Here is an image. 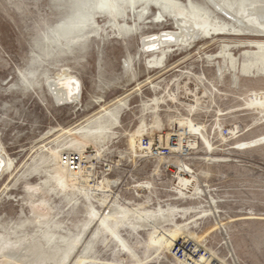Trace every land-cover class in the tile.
<instances>
[{
    "label": "rangeland",
    "instance_id": "1",
    "mask_svg": "<svg viewBox=\"0 0 264 264\" xmlns=\"http://www.w3.org/2000/svg\"><path fill=\"white\" fill-rule=\"evenodd\" d=\"M62 1L67 0H0V151L4 152L2 160L11 157L13 162L11 169L0 172V232L3 226H14L33 216L31 188L37 185L49 191L55 211L61 212L72 228L68 231H79L72 226L76 221L83 228L89 219L86 201L80 196V202L74 205L73 200H68L72 194L68 196L60 190L53 174L51 150L75 137L68 130L99 116L103 112L101 105H105L113 111L92 123V128L98 122L106 123L109 132L99 146L88 144L84 151L95 159L99 176L93 173V180L108 177L115 181L112 195L120 204L147 212L160 206L176 209L174 220L188 222L189 231L200 236L191 239L207 249L210 258L218 254L227 264H264V143L243 150L232 147L264 134V122L258 123L264 120V113L252 107L264 92V75L241 72L235 84L231 74L220 78L217 66L224 63L220 55L224 43L231 45L227 52L243 61L247 58L244 50L256 48L241 44L262 41L264 37L228 35L200 41L193 48L183 45L168 54L167 67L155 69L138 58L140 35L117 28L103 12L98 13L92 28L85 29L77 44H59L45 38L39 46L38 30L44 33L48 29L50 36L51 29L45 23L57 24ZM181 1L189 8L191 1L204 4V0ZM130 15L125 20L120 18L121 25L135 23L133 13ZM136 18L144 33L176 29L170 16L154 4L145 17ZM211 54L215 60L208 58ZM65 68L82 80L81 101L58 103L48 89L46 77ZM134 73H138L136 78ZM149 75L151 82L145 81ZM138 81L142 89H137ZM155 96L161 98L159 108L151 101ZM120 98L126 102L116 107ZM146 103H150L148 108ZM188 118L202 125L211 146L201 139L200 131L179 126ZM234 125L239 128L224 139L220 130ZM247 126L253 128L244 132ZM138 132L155 144L160 136L165 144L167 136L178 134V147L189 148L190 155L174 157L176 167L171 170L165 168V161L160 163L149 153L141 157L139 149L134 156L131 142ZM195 142L196 146L191 145ZM97 147L101 154H97ZM182 164L195 171L196 177L191 171L182 172ZM157 166L160 170L156 173ZM183 176L193 179V185L184 189L185 194L177 185ZM96 204L102 211L105 209L100 201ZM137 219L141 225L135 229L119 225L126 246L107 231L97 238L92 236L100 228V222L94 221L97 225L86 230L78 249L64 264H74L93 237V250L88 255L102 261L84 264H141L131 251L143 258L144 264H180L172 251L148 258L145 242L161 236L162 230L154 227L155 219ZM171 225L164 223L162 228L166 230ZM32 231L33 226H28L26 232ZM58 257L48 264H56ZM1 260L4 259L0 257Z\"/></svg>",
    "mask_w": 264,
    "mask_h": 264
},
{
    "label": "bare ground",
    "instance_id": "2",
    "mask_svg": "<svg viewBox=\"0 0 264 264\" xmlns=\"http://www.w3.org/2000/svg\"><path fill=\"white\" fill-rule=\"evenodd\" d=\"M61 4L64 7L61 6L63 9L60 12L61 16L58 18L57 24L54 26L47 22L45 23L48 25V28L51 29L50 36L47 32L48 29H46L44 33L41 32L40 29L38 30L37 42L39 46L43 43L45 38H52L58 41L59 44H64L66 43L65 41H67L68 44H77L85 29L92 28L93 25L97 23L96 16L98 13L103 12L109 15V21L113 22V25L118 26L117 28L130 29L133 34L140 35L142 44L138 58L146 66L148 65L155 69H164L167 67L166 59L168 54L182 49L183 45L193 48L197 46L200 41L203 42L208 39L215 40L219 36L228 35L264 37V0H204V4H195L191 1L190 8L188 5H184L181 0H67L62 1ZM151 4L163 9L170 16V20L172 19L176 25L175 30H161L156 33H144L141 30V23H137L136 15L141 18L145 17ZM138 7H140V9H138ZM161 12L159 13L160 18L163 17ZM131 13H133L135 23L132 25H121L120 18L125 20V18L131 17ZM167 37H172V39H168ZM244 42L245 43L241 44L242 46L254 47L256 49H245L244 53H242L244 57L247 58L243 59V61L239 60L232 52H227V50L231 48V45L227 43L223 44L220 55L223 56L224 63L222 64L219 62V65L216 63L217 66H219L220 78H223L227 74H231L234 83L238 84L241 72L249 76H255L256 72L260 73V75H264V40H249L248 42ZM68 47H70V45H68ZM208 58L215 60L216 57L211 54ZM131 63L132 61H130V64ZM133 75L136 78L138 73H134ZM146 79L145 81L151 82L152 76L149 75ZM46 84L51 95L54 96L58 103H75L81 98L82 80L70 69H60L56 74L47 76ZM141 85L142 83L138 81L137 89H142ZM160 100L161 98L159 96H155L151 99L156 105L155 108H159ZM195 100H197V102L200 101L197 98H195ZM116 102H118L116 106L118 107L122 104L124 105L126 101L124 98H120L117 99ZM149 105L150 103H146L145 107L148 108ZM101 107V111L103 112H101L99 116L90 119L87 124L77 129L68 130L71 134H74L75 137H72L69 141L63 142L58 148L51 150L52 160L54 159L53 174L56 182L58 181L60 190L63 191L64 194H68V196L72 194L71 200H68H73L74 205L80 202V196L84 197L89 219L83 224L81 223L83 228L80 227V223H77L78 221L72 224L77 230L79 229L78 232L68 231L67 229L70 226L63 216L60 215L61 212L57 213L55 211L56 208L53 205L49 191H46L39 185L33 186L31 188L33 189L31 202L33 216L22 220L14 226L2 227L3 230L0 232V257L4 260H1L0 264H26V262L30 264H48L49 261H52L53 258H57L58 256L61 257H58L60 260L56 264H64L70 258L71 254L75 253L76 249H78V246L84 239L86 230L95 225L96 223H93L97 220L98 223L100 222V228L97 229V231L95 230L92 236L97 238L101 235L100 233L107 231L113 237L122 241L123 245L126 246L125 239L121 236L119 231L120 224H128L135 229L137 225L140 224L137 218L143 221L155 219L153 220L155 221L154 227L157 230H162V234L158 238L148 239L147 242H145L148 258H155L159 255L170 253L175 241L179 238L190 237L199 239L200 236L197 233L189 231L188 222L177 223L174 220V212L176 209L170 207L163 208L160 206L158 210L151 209L147 212L137 207H129L125 204H120L117 199L118 197L112 195L113 184H116L115 181L108 177L94 181L92 178L94 172L89 170L72 172L62 165L60 157L64 152L73 151L82 156L88 144L99 146L101 141L106 137L110 129L109 126H106L108 124H101V122H98V126L92 128V123H96L102 117L104 118V116L107 115L105 113H111L114 108L105 107V105H101ZM252 107L264 113V92L259 96ZM263 122L264 120H260L258 123ZM184 125L189 126L191 130L200 131L202 136L201 139L211 146L208 133L201 130L202 125L194 122L192 118H188L186 122H179L180 127ZM247 127L244 129V132L253 128V126ZM238 128L239 127L233 128V133ZM220 133L221 136L226 139L227 136L223 134L222 129ZM134 135L135 137L131 142L133 149L132 153L136 156L139 149L141 151L140 156H146L140 144L142 133L138 132ZM100 138L102 139L100 140ZM196 143L197 142L191 145L194 146ZM263 143L264 134L248 141H239L232 147L234 149L243 150ZM97 148V154H101V149L99 147ZM181 149L183 148L178 147V150ZM3 156L4 152L0 151L1 160ZM159 160L161 163L165 161V158L159 157ZM2 161L3 162L0 164V172L2 170L11 169L13 166L11 157H7L6 160ZM159 170L160 168L157 166L155 172ZM182 171L186 173L193 172L191 173L192 176L194 178L196 177V175H194L195 171L186 164H182ZM191 184L193 185V179L183 176L177 184L179 192L185 194L184 189L188 188ZM195 189L199 190L197 186ZM96 201H100L105 207L103 211L100 207H97ZM190 209L192 210V208ZM164 223L172 225L171 227H167L166 230H163L162 225ZM28 226H33L32 233L26 232ZM216 226H218L217 223L215 224V227ZM212 227L211 229H213ZM206 232L208 233V231ZM94 237L89 240V243H87L84 248L82 247L83 249L81 253H78L77 260L74 264H84L86 261H102L99 257L88 255V252L93 250L92 243L95 241ZM131 253L137 257V263L144 264L145 260L143 258L137 256L133 251H131ZM216 255L213 254L212 258L202 259L199 264H227L222 258ZM178 262L180 264H186L181 261Z\"/></svg>",
    "mask_w": 264,
    "mask_h": 264
},
{
    "label": "built area",
    "instance_id": "3",
    "mask_svg": "<svg viewBox=\"0 0 264 264\" xmlns=\"http://www.w3.org/2000/svg\"><path fill=\"white\" fill-rule=\"evenodd\" d=\"M234 128H237V126L234 125ZM222 131L225 136L233 134V128L225 127ZM178 140L179 135L173 133L169 137H166L165 144H162V136L158 138V144H155L154 140L152 141L147 137H142L140 144L144 152L149 153L151 156L165 158V168L167 170H171L170 168L172 166L176 167L172 162L174 157L181 156L183 158H187V156L190 155L189 148H186L185 150L184 148L178 150ZM94 160L95 159L93 157L88 156L85 152L81 156L77 152L66 151L60 157L62 165L72 172H83L89 170L96 173V176H99V172L93 162ZM116 166L117 165L114 167L117 168ZM182 172L186 173L185 171ZM210 256V252L199 242H196L188 237L179 238L175 241V244L172 247V257L186 264H199L202 259H208Z\"/></svg>",
    "mask_w": 264,
    "mask_h": 264
},
{
    "label": "snow or ice",
    "instance_id": "4",
    "mask_svg": "<svg viewBox=\"0 0 264 264\" xmlns=\"http://www.w3.org/2000/svg\"><path fill=\"white\" fill-rule=\"evenodd\" d=\"M168 39H172V37H167Z\"/></svg>",
    "mask_w": 264,
    "mask_h": 264
},
{
    "label": "water",
    "instance_id": "5",
    "mask_svg": "<svg viewBox=\"0 0 264 264\" xmlns=\"http://www.w3.org/2000/svg\"><path fill=\"white\" fill-rule=\"evenodd\" d=\"M3 161L0 159V164L2 163Z\"/></svg>",
    "mask_w": 264,
    "mask_h": 264
}]
</instances>
